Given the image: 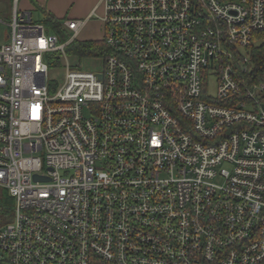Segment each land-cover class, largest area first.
Masks as SVG:
<instances>
[{"label": "built area", "instance_id": "1", "mask_svg": "<svg viewBox=\"0 0 264 264\" xmlns=\"http://www.w3.org/2000/svg\"><path fill=\"white\" fill-rule=\"evenodd\" d=\"M12 1L0 264L263 262L264 84H246L242 50L264 35V0H102L100 71L63 62L95 10L63 20L59 44Z\"/></svg>", "mask_w": 264, "mask_h": 264}, {"label": "rangeland", "instance_id": "2", "mask_svg": "<svg viewBox=\"0 0 264 264\" xmlns=\"http://www.w3.org/2000/svg\"><path fill=\"white\" fill-rule=\"evenodd\" d=\"M30 1L33 0H22V8H27L28 6L31 7ZM40 3V2H39ZM47 3V5H46ZM13 1L12 0H0V18L3 19L5 22H9L11 19V11L13 7ZM26 6V7H25ZM48 6V9L53 12V14L61 15L63 19H82L83 17H80V13L83 11V9L88 6V3H80L79 0H44V3H40V7L38 10H34L32 12V16L35 22L37 23H43L44 24V15L42 13V10H46ZM100 3H98L97 7L94 9L96 11L95 18L88 22V24L84 27V30L80 34V36L76 39V41L84 42V41H96L99 42V40L104 39V26L100 19L102 14V5L101 7ZM87 16V15H86ZM85 18H83L84 20ZM5 28H2L0 33H2V30ZM48 30V29H47ZM72 36V33L69 34L68 38H66L64 41L59 42V44H63L69 40V38ZM71 46V44H70ZM68 47L66 49V56L67 60L64 61L63 56V62H67V64H70L72 68L80 69V70H95L100 71L102 69V62L93 59V57H85L84 59H81L74 55L71 52V47ZM243 54H247L245 50H242ZM57 60V57L54 55L49 57V63L51 66V61ZM66 70V65L62 66L56 65L55 67L50 68L48 78H50V84L52 89H56L61 82H63L64 79V73ZM213 93V92H212ZM8 197L10 199L7 192L4 191V197ZM12 204H14L13 200Z\"/></svg>", "mask_w": 264, "mask_h": 264}, {"label": "trees", "instance_id": "3", "mask_svg": "<svg viewBox=\"0 0 264 264\" xmlns=\"http://www.w3.org/2000/svg\"><path fill=\"white\" fill-rule=\"evenodd\" d=\"M41 8V7H40ZM44 15V24L52 32L56 33L62 41L68 38V32H66L63 27V20L52 16L45 10H42ZM264 35L257 34L254 37V43L249 47L247 53L250 56V70L245 74L246 84L250 85L252 83L264 84ZM71 52L77 57L84 59L85 57L99 56L106 51V46H104L103 40L96 41H74L71 44ZM59 60V59H58ZM58 60H53L52 66H55ZM12 201L8 197H0V218L5 220L7 215L12 209ZM264 264V261L259 263Z\"/></svg>", "mask_w": 264, "mask_h": 264}, {"label": "crops", "instance_id": "4", "mask_svg": "<svg viewBox=\"0 0 264 264\" xmlns=\"http://www.w3.org/2000/svg\"><path fill=\"white\" fill-rule=\"evenodd\" d=\"M44 3V0H33V1H30V6L31 7H29L28 6V9H30L31 10V12H33L34 10H38L39 8H40V3ZM79 2L80 3H88V6H86L84 9H83V11L79 14L80 15V17H83V18H87V16H89L90 14H91V12H93L94 11V9L97 7V5H98V3H100V6L99 7H101V5L103 4V1L102 0H79ZM46 5H47V3H46ZM26 7V6H25ZM102 7H103V5H102ZM39 11V10H38ZM47 13H49V14H51L52 16H55L56 18H59L60 20H66V19H63L62 17H61V15H57V14H53V12L52 11H50L49 9H48V6H47V9L45 10ZM102 14H103V9H102ZM101 14V15H102ZM87 15V16H86ZM82 18V19H83ZM77 19V18H76ZM84 30V29H83ZM82 30V31H83ZM81 31V32H82Z\"/></svg>", "mask_w": 264, "mask_h": 264}, {"label": "water", "instance_id": "5", "mask_svg": "<svg viewBox=\"0 0 264 264\" xmlns=\"http://www.w3.org/2000/svg\"><path fill=\"white\" fill-rule=\"evenodd\" d=\"M35 179H39L38 177H35Z\"/></svg>", "mask_w": 264, "mask_h": 264}]
</instances>
